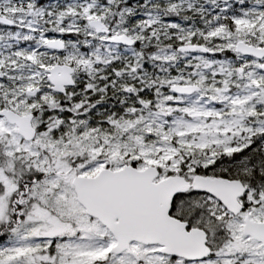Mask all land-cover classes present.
I'll list each match as a JSON object with an SVG mask.
<instances>
[{"label": "snow or ice", "instance_id": "6c2138e0", "mask_svg": "<svg viewBox=\"0 0 264 264\" xmlns=\"http://www.w3.org/2000/svg\"><path fill=\"white\" fill-rule=\"evenodd\" d=\"M0 264H264V0H0Z\"/></svg>", "mask_w": 264, "mask_h": 264}]
</instances>
